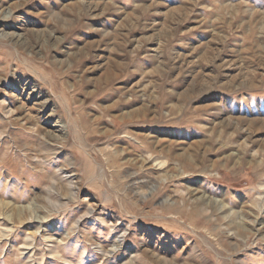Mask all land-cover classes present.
<instances>
[{"label": "rangeland", "instance_id": "374dc122", "mask_svg": "<svg viewBox=\"0 0 264 264\" xmlns=\"http://www.w3.org/2000/svg\"><path fill=\"white\" fill-rule=\"evenodd\" d=\"M263 197L264 0H0V264H264Z\"/></svg>", "mask_w": 264, "mask_h": 264}, {"label": "bare ground", "instance_id": "6f19581e", "mask_svg": "<svg viewBox=\"0 0 264 264\" xmlns=\"http://www.w3.org/2000/svg\"><path fill=\"white\" fill-rule=\"evenodd\" d=\"M160 165V164H159ZM165 165V164H164ZM162 166V165H161ZM263 189V188H262ZM205 200V199H204ZM261 201H262V203L260 204V206H261V210L263 211V209H264V197L263 198H261ZM201 206V205H200ZM222 207H224L225 208V206H221V209H223V210H225L224 208H222ZM219 209V206H218V208H217V210ZM228 217V216H227ZM233 224H236V223H233ZM230 227V226H229ZM245 232V231H244ZM251 231H248V230H246V232L245 233H250ZM237 233H239V232H235V234H237ZM234 234V235H235Z\"/></svg>", "mask_w": 264, "mask_h": 264}]
</instances>
